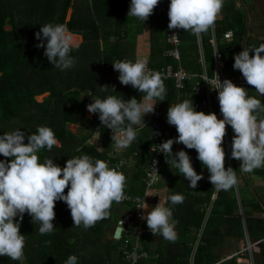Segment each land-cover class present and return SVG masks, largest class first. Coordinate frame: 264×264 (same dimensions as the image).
<instances>
[{"label":"trees","instance_id":"trees-1","mask_svg":"<svg viewBox=\"0 0 264 264\" xmlns=\"http://www.w3.org/2000/svg\"><path fill=\"white\" fill-rule=\"evenodd\" d=\"M77 1L0 0V135L21 128L25 133L24 142L27 143L28 136L38 134L39 127H50L59 141V146H53L51 150L45 147L38 152V156L40 162L53 159L60 167H64L69 158L82 155H89L93 161L99 159L105 162L111 157L112 163L119 162L121 158L126 161L133 159L136 163L134 179L141 182L135 187L132 185L127 191L143 193L146 168L152 156L153 123H167L170 105L186 99H192L194 103L197 96H190V86L182 91L176 88L180 95L175 94L173 81L164 79L166 100L155 101V111L145 115L146 125L139 128L137 139L117 156L111 130L102 125L99 114L87 116V106L93 99H104L108 95H116L127 101L133 97L140 100L143 94L131 85H122L118 79L119 73H115L112 63L120 60L135 62L137 38L145 31L151 37V51L146 59L151 66L160 70L169 63L178 66L179 62L166 55L169 44L166 42L168 25L164 15L153 13L144 23L135 17H131L129 21L118 19L117 24L123 27V33L117 35L109 32L103 36L97 25L101 18L97 16L94 0H81L87 1L84 2L86 10L83 15L79 14ZM221 14L215 21L217 40L221 36L223 38L227 30H234L233 40L220 44L218 40L219 51L225 61L224 68L228 70L230 67L228 75L236 79L233 83L243 87L241 72L234 69L233 64L235 55L242 51L246 32L245 11L236 7L235 0H228ZM68 20L71 21L72 28L85 32L80 49H74L70 53L75 59V65L61 71L45 57V48L37 47L40 40L36 33L46 23L66 25ZM112 36L115 37L114 40H111ZM181 38L182 58L179 64L189 72H203L198 37L190 31L182 30ZM41 39L46 46L47 41L42 35ZM210 39L211 36L207 38V43L213 47L214 56V46ZM201 40L205 45L206 40L202 34ZM204 56L207 60L205 52ZM111 87L115 88V92ZM247 91L250 96H258L251 85L247 86ZM45 93L48 95L43 100H38L37 97ZM212 101L215 112L218 113L220 106L217 92H213ZM70 124L79 125L78 130H71ZM97 128H100V139L104 144L102 151L87 144ZM233 135L231 126L226 125L225 153L227 147L231 152ZM170 137H178L175 127ZM184 151L189 154L197 173L203 174V179L198 181L197 186L200 193L193 195L190 192V181L178 173V170L174 172L177 178L172 181V185L177 184V187L174 186L169 195L182 194L185 199L182 204L173 206L169 202L166 206L172 209L173 218L179 221L175 229L178 238L175 242L162 239L158 244L148 239V234L145 233L142 241L146 248L151 255H159L141 260L139 264H215L220 261L219 249L228 239L237 242L248 235L251 243L258 248L254 250L255 264H264V207L257 194L248 199L241 196V190L252 183L264 200V195L257 186L258 179L255 178L264 180V167L247 173L249 179L244 178L246 186L237 184L228 191L217 192L209 180L210 173L198 160L196 150L185 147ZM176 152L178 150L174 148L173 153ZM6 159L11 158L0 155V160ZM227 159L226 153L225 167H232L238 178L243 172L240 161L231 157L228 162ZM215 193L217 196L213 199ZM114 203L106 219L85 230L82 225H73L67 204L57 201L54 207V231L45 235L39 233L40 222L32 221V217L25 213L20 222V233L25 235L26 241L24 259L14 261L0 256V264H65L70 255L77 256V264H130L120 249L121 240L113 237ZM16 219L19 220V217ZM218 264L243 263H239L234 256Z\"/></svg>","mask_w":264,"mask_h":264},{"label":"clouds","instance_id":"clouds-1","mask_svg":"<svg viewBox=\"0 0 264 264\" xmlns=\"http://www.w3.org/2000/svg\"><path fill=\"white\" fill-rule=\"evenodd\" d=\"M223 3L224 0H170L168 29L190 31L199 37L214 27ZM158 4L159 0H131L128 16L144 23ZM41 35L47 41L46 46ZM36 37L40 40L37 47L45 48L44 55L54 67L64 71L75 65L70 53L79 45L67 25L46 23ZM253 51L254 54L250 55ZM262 53L264 43L251 49L245 47L235 55L233 64V68L241 72L247 84L253 86L260 96H264ZM112 65L119 72L120 83L137 89L143 94L142 98L125 101L116 95H108L104 99H93L87 109L99 114L102 125L112 132V142L120 149L129 147L137 139L139 128L146 125L145 115L155 111V101L166 100V86L162 75L150 68L145 59L135 62L120 60ZM202 80L211 89L218 90L223 118L219 119L215 112L197 111L192 99L170 105L167 122L175 126L178 137L159 144V152L166 158L172 157L171 167L174 166L195 189L203 174L194 169L186 151L174 154L172 146L175 142L182 143L187 149H195L198 160L210 173L209 180L215 190L228 191L238 184V179L232 167H225L226 153L222 144L226 125H230L234 133L231 157L240 161V169L251 173L264 167V118L259 115L264 113V104L230 79L221 82L217 73L212 78L205 74ZM111 88L115 92V88ZM37 133L29 135L27 143L21 128L0 135V155L11 158L0 160V256L14 261L24 259L26 241L25 235L20 233V222L25 213L32 217V221L40 222L41 235L51 234L55 228V203L64 201L70 209L73 225H82L87 230L110 215L114 202L119 204L125 198L126 176L103 160L93 161L89 155H82L69 158L64 167L55 164L53 159L40 162L38 152L45 147L51 150L53 146H59V141L50 127L41 126ZM153 195L160 197L159 202L148 210L144 201L139 208L147 215L142 218L153 235L175 242L179 221L173 218L172 209L166 205L169 202L173 206L182 204L185 197L182 194L168 195L166 185L160 190L149 188L145 194ZM77 259L76 255H70L65 264H77Z\"/></svg>","mask_w":264,"mask_h":264},{"label":"built area","instance_id":"built-area-1","mask_svg":"<svg viewBox=\"0 0 264 264\" xmlns=\"http://www.w3.org/2000/svg\"><path fill=\"white\" fill-rule=\"evenodd\" d=\"M122 2H129L131 0H121ZM170 0H159V4L154 9L153 13L164 15L167 18V25L169 23L168 9H169ZM182 29H167L166 32V42L169 44V47L166 50V55L175 58L179 63L181 61V44H182ZM227 40L232 39L233 31L228 30L224 34ZM212 42L215 44V40L212 39ZM215 66L216 73L218 74L221 82L224 79H229L224 73V62L222 59V52L218 49L215 52ZM178 63V66H175L173 63H169L160 70L155 69L149 63V67L154 71L159 72L164 79L173 81L174 86L182 91L186 90L190 86V96L195 95L197 99L195 100L194 107L197 111H203L206 114L215 112L212 94L218 90L211 89V86L203 81V76L207 73H192L186 70L182 65ZM115 73H119L114 70ZM208 76V75H207ZM209 77V76H208ZM210 78V77H209ZM216 113V112H215ZM219 119H222V113L219 111L216 113ZM154 137L153 143L151 145L152 156L148 162L146 173H145V190L143 193H132L130 191H124L125 198L122 200V203H128L133 207L135 213L127 218H122L117 221L116 228L121 227V232L119 238H116L120 241V249L123 251L124 257L130 264H139L141 260L149 259L152 256L158 257L159 254L151 255L150 251L146 248L142 238L147 232L148 227L146 226V220L143 219V216L147 215V212L141 207L144 201L148 204V197L145 196L146 192L151 188L155 190L162 173L163 163L171 164L172 158L165 156L164 153L159 152L160 145L168 139H173L170 137L171 131L174 128L173 125H170L168 122L162 124L161 122H154ZM175 140V138L173 139ZM172 148L180 151L184 150L185 146L182 143H173ZM111 157L107 158L106 163L110 168H116L118 171L126 164L125 161L121 160L117 163H112L110 160ZM167 159L169 163L167 162ZM155 161V163H154ZM112 164V165H110ZM159 177V178H158ZM145 196V197H144ZM149 210V209H148ZM122 245V246H121ZM253 244H249L247 249L251 252ZM248 263L253 264L254 259L251 256L248 259Z\"/></svg>","mask_w":264,"mask_h":264},{"label":"crops","instance_id":"crops-1","mask_svg":"<svg viewBox=\"0 0 264 264\" xmlns=\"http://www.w3.org/2000/svg\"><path fill=\"white\" fill-rule=\"evenodd\" d=\"M227 1L228 0H224L223 6H225L227 4ZM84 2H87V1H84ZM84 2L81 0L77 1V6H78V10H79L80 15H83V13L86 10L85 9L86 6L84 5ZM91 2H93V1L91 0ZM242 2L245 5L246 10L243 7V4L241 3L240 0H235V5L237 8H241L245 11L246 27H247V25H249V21L252 18L254 19L256 17L257 13H259L260 11L264 13V0H242ZM94 3L96 5L97 12H98L97 16H98V18L99 17L101 18V19L99 18L100 21L97 23V25L100 27V32L103 33V36L108 35L109 32H111V34L117 33V35L122 34L124 29L122 26L117 24V20L120 19L122 21H124V20L129 21L131 19V17L128 16V11H129L131 2L123 3L121 0H94ZM221 15L222 14L220 13L218 17H220ZM248 16H249V19H248ZM109 22L111 23V25H109ZM212 29H213L214 35L213 36L211 35L210 41L212 42V39L215 40V44L212 42V44L214 46L213 58L215 59V52L217 49L219 50L218 40H217L218 36L216 34V24H214V27ZM230 30H232V29H230ZM246 30H247V28H246ZM233 32H234V30H233ZM224 34H225V32H224ZM83 36H80L81 37V43L83 41ZM243 38H244V36H243ZM248 38H251V42L247 43V48H249V49L251 47H253V44H255L256 47H258L259 44L262 43L260 41V39H257L255 36H252L250 34V32L248 33L247 40H249ZM114 39H115V37L112 36L111 40H114ZM198 40H199V47H200V53H201V62H202V66H203V72H201V73L206 72L207 75L210 78H212V77H214L216 71L215 72L213 71V74L211 75V72L207 68V64H206V60H205V56H204V52H203V47H202L201 35L198 37ZM200 40H201V43H200ZM231 40H233V38L230 40H227L225 38V36H223V41L229 42ZM101 45H103L102 40H101ZM136 47H137L136 48L137 60L138 59H145L146 60L149 57V53L151 51V37L147 31L141 33L138 36ZM242 50H243V42H242ZM252 54H254V53L250 52V55H252ZM224 67H225V65H224ZM223 71L227 75V77H230L228 75V73L231 71L230 67L228 70H226V68H223ZM231 81L235 82L236 79L234 77H231ZM241 84H242V74H241ZM247 86H248V84H247ZM175 89H176V87H175ZM175 89L173 90L174 93L177 95H180L178 93L177 89L176 90ZM257 98L261 100L262 104H264V96H260V94L258 93ZM259 115L261 118H264V113H260ZM78 127H79V125H78ZM74 131H76V130H74ZM87 144L95 147L99 151L103 150L104 144H103L102 140L100 139V128L96 129L95 133L87 141ZM123 150H124V148L118 149L115 147V151L117 152L116 155L120 156L121 153L123 152ZM121 160L125 161V163H126L122 167L120 172H122L126 176L127 182H126V187L124 190L127 191L128 188L130 189V187L132 185H134V187H135V185H138L141 182V180L139 181V180L134 179V173H135L134 169L136 166L135 160L130 159L129 161H126V159L121 158L119 161H121ZM175 171H177V169L174 166L171 167V165L163 163L161 179H160L155 190L163 189L166 185L168 188V195H169L171 189L174 188V186L177 187L176 186L177 184H175L174 186L172 185V181H174L177 178V176L174 175ZM243 173L244 172H242L237 179H238V184L244 187V186H246V182L244 180L245 174L243 175ZM246 175L248 176L247 173H246ZM255 178L258 179V180H256L257 186L259 187L261 194L264 195V180H262L261 178H258V177H255ZM248 179H249V176H248ZM133 189H135V188H133ZM196 190H198V192H200L199 189H196ZM190 192L193 194L194 189L191 188ZM238 193H239V191H238ZM159 199H160V197L155 196V195L148 197L149 210H151V208H153L159 202ZM213 199H214V196H213ZM114 206H115V211L113 214L114 220L116 217L118 220V219H122V218H127V217H129L135 213V210L133 209V207L131 205H129L128 203L127 204L126 203H119V204L114 203ZM115 230H116V224H115L114 231ZM146 234H148V235H146L148 239L155 241L158 244H160L163 241L162 237L157 236V235H153L151 233V231L149 230V228H148ZM113 237H114V235H113ZM249 244H253L250 241L249 235L246 236V238L241 239L237 242H232L231 239H228V242L226 244L224 243V245H222V248L219 249L220 261L215 263V264L221 263V262L228 260L229 258H232L234 256L239 263H243V264H250V263H248V259H250V257L252 256L254 259L253 264H255L254 250H258V248L256 246H254V244H253L252 251L250 252L247 249Z\"/></svg>","mask_w":264,"mask_h":264},{"label":"rangeland","instance_id":"rangeland-1","mask_svg":"<svg viewBox=\"0 0 264 264\" xmlns=\"http://www.w3.org/2000/svg\"><path fill=\"white\" fill-rule=\"evenodd\" d=\"M263 19H264V16H263ZM258 25H256V27H257ZM233 31V30H232ZM249 32H250V29L248 30ZM263 32H264V30H263ZM254 33H257V34H259L260 32L258 31V30H256ZM202 35H204V37H205V40H206V42H205V45L203 44V42H202V47H203V49H204V52H205V54H207V60H206V64H207V68L209 69V71L210 72H215L216 71V67H215V59L213 58V54H212V52H213V47H211L208 43H207V38L209 37V36H213L214 35V32H213V29L211 28L208 32H206V33H203ZM249 39V42H251V38H248ZM219 40V44L220 43H223L224 41H223V38H222V36L220 37V39H218ZM79 41H81V39L79 40ZM79 41L77 42V43H79ZM261 42L262 43H264V40H261ZM204 45V46H203ZM262 55H264V53H262ZM223 62H225V61H223ZM48 95V93H45V94H43V95H39L37 98H38V100H43V98L45 97V96H47ZM69 128L71 129V130H78V125L77 124H70L69 125ZM75 131V132H76ZM224 141H225V143H226V136H225V138H224ZM224 141H223V144H222V146H223V148L225 147V145H224ZM226 153H227V157H228V159H227V161L229 160V158L231 159V152H229V148L227 147V150H226ZM229 162V161H228ZM263 187V186H262ZM196 189H198V187H196L195 189H194V192H193V195H195V194H198V193H200V192H198V190H196ZM241 196L242 197H244L245 199H248V198H250V197H252V198H254L255 197V193L253 192V190H252V188H251V186H250V183H249V185H248V187L247 188H243L242 190H241ZM120 203H122V202H120ZM115 218V217H114ZM119 220V219H118ZM117 217L115 218V224H117ZM113 235H114V233H113ZM122 246V245H121Z\"/></svg>","mask_w":264,"mask_h":264},{"label":"water","instance_id":"water-1","mask_svg":"<svg viewBox=\"0 0 264 264\" xmlns=\"http://www.w3.org/2000/svg\"><path fill=\"white\" fill-rule=\"evenodd\" d=\"M240 1H241V3L243 4L242 0H240ZM243 7L245 8V5H244V4H243ZM245 10H246V8H245ZM246 12H247V11H246ZM248 19H249V16H248ZM66 25L68 26L69 30H70L72 33H74V34H78L79 36H83V35H84V30H80V29H74V28H72V23H71L70 20H68V21L66 22ZM248 30H249V25H247V30H246V33H245L244 38H243V48H245V47L247 48V36H248V33H249ZM200 43H201V40H200ZM80 44H81V41H79V43H78L79 47H78V49H76V50H79V49H80ZM252 53H254V51H253ZM229 79L231 80V77H229ZM242 84H243V87L247 90V82H246L245 78L243 77V75H242ZM93 115H94V113H90V112L87 110V116L92 117ZM244 174H245V178L248 179V176L246 175V173H244ZM250 186H251L253 192H254L255 194H257L258 198L261 200V203H262V205H263V207H264V200L261 199V196L259 195L257 189L255 188V186H254L252 183H250ZM216 196H217V193L214 194V198H216ZM120 232H121V227L118 226V227L116 228L115 232H114V237H115V238H119V236H120Z\"/></svg>","mask_w":264,"mask_h":264},{"label":"flooded vegetation","instance_id":"flooded-vegetation-1","mask_svg":"<svg viewBox=\"0 0 264 264\" xmlns=\"http://www.w3.org/2000/svg\"><path fill=\"white\" fill-rule=\"evenodd\" d=\"M263 16H264V13L260 11L259 13H257V15L254 19L252 18L249 21L250 34L252 36H255L257 39H260V41L264 40V38H263L264 37V32H263V30H264V19H263ZM256 25H258V26L256 27ZM256 30H258L260 33L259 34L254 33ZM251 48H253V47H251Z\"/></svg>","mask_w":264,"mask_h":264},{"label":"bare ground","instance_id":"bare-ground-1","mask_svg":"<svg viewBox=\"0 0 264 264\" xmlns=\"http://www.w3.org/2000/svg\"><path fill=\"white\" fill-rule=\"evenodd\" d=\"M74 37H75L76 42H78L81 39V37L78 34H74ZM232 37H234V32H233V36ZM222 59H223V56H222Z\"/></svg>","mask_w":264,"mask_h":264}]
</instances>
